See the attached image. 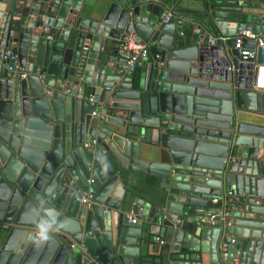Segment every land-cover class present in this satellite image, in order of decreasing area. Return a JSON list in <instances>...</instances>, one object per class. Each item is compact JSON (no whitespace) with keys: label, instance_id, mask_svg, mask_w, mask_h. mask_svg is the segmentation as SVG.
<instances>
[{"label":"water","instance_id":"obj_1","mask_svg":"<svg viewBox=\"0 0 264 264\" xmlns=\"http://www.w3.org/2000/svg\"><path fill=\"white\" fill-rule=\"evenodd\" d=\"M86 1L0 0L15 55L0 58V264H264V125L240 119L264 114V92L233 47L238 30L264 35L260 11L200 0L183 38L157 0ZM131 33L148 55L127 75ZM144 176L159 186L136 190ZM195 208L224 213L184 232ZM44 219L56 231L37 246Z\"/></svg>","mask_w":264,"mask_h":264},{"label":"built area","instance_id":"obj_2","mask_svg":"<svg viewBox=\"0 0 264 264\" xmlns=\"http://www.w3.org/2000/svg\"><path fill=\"white\" fill-rule=\"evenodd\" d=\"M260 9V20L259 22L261 24H264V0L260 3L259 6ZM166 16L162 18V21L166 20ZM194 32L196 34L199 33L197 29H194ZM243 39H248L251 40L254 43V47H246L242 46V40ZM257 46H264V35L261 34H255L249 29H241L238 30L234 35H233V47L238 50V56L241 60L246 61L248 59H252L253 62V67H252V72H251V89L257 92H264V63H255L254 58L256 54V47ZM119 51L122 57L125 58V62L127 65L126 69V74L129 75L132 73L134 62L138 59H143L146 58L148 55V50H147V43L142 40L140 37L137 35L131 33L127 36V38L122 41L119 44ZM15 55L12 54L10 47L6 48H0V58L4 59L7 58L8 60L13 59ZM12 64L10 62L5 64V67L7 70L11 71L12 70ZM15 72L19 73L20 76H24L26 74V71L23 69L16 70ZM73 90V95L75 97H82L86 99L90 104L94 103L93 97L91 94L85 93L82 88H80L78 85H72L70 87H65L63 88V92L65 94H68L70 90ZM94 111L91 112L93 114ZM88 196L86 194L81 196L80 201L81 202H86ZM223 211H215L210 214L208 217V222L210 224H213L216 220V217L219 215H223ZM128 222L133 223L135 222L134 218H131L130 216L128 217ZM158 240V239H157ZM160 244L163 243L162 240H158ZM70 247H78L81 250H85V245L80 242H72L70 244Z\"/></svg>","mask_w":264,"mask_h":264},{"label":"crops","instance_id":"obj_3","mask_svg":"<svg viewBox=\"0 0 264 264\" xmlns=\"http://www.w3.org/2000/svg\"><path fill=\"white\" fill-rule=\"evenodd\" d=\"M101 1H103V0H87L86 2H87V4L88 3L98 4ZM157 1L162 2L163 4L169 6L171 13H174V14L182 17L181 23L176 28V30H177V32L180 31L183 33V35H182V36H184L183 38H185V36H190V34H192L194 32V28L196 26L195 25L196 21H193L192 17L194 15L195 9L200 4V0H157ZM261 2H262V0H246V3L250 4L248 6V8L252 9L257 14L260 11L259 6H260ZM117 49H118V55L120 57H122V55L120 54V51H119V45H118ZM84 90H85V93L89 92L88 87H85ZM240 114H241L240 119L245 121V122L258 124V125H264V114H262L260 112L242 111V113H240ZM158 186H159V182L157 181V179L155 177L144 176L142 179H140L137 182V184L135 185V188H136V190H138L142 193H148V192L154 191V189L157 188ZM213 211H215V210H213ZM216 211H219V210H216ZM211 212L212 211H208L207 208H205V209L200 208V210L195 208L194 214L188 215V217L195 219V220L197 218H199V222L194 221V220H191L190 222H186L185 227H187V229L184 232H186L189 227H192L191 229L196 227V232H197L199 226L207 225V224L210 225V223L208 222V217H206L204 215H207ZM201 213H202V215H200ZM129 216L136 220L135 216L127 214V217H129ZM157 239L162 240L163 243L160 244ZM154 242L158 245V247L162 246L165 244V237L160 238L159 236H155ZM231 264H237V260L233 259L231 261Z\"/></svg>","mask_w":264,"mask_h":264},{"label":"clouds","instance_id":"obj_4","mask_svg":"<svg viewBox=\"0 0 264 264\" xmlns=\"http://www.w3.org/2000/svg\"><path fill=\"white\" fill-rule=\"evenodd\" d=\"M54 231H56L55 223L44 219L43 222L37 225V231L29 237V240L35 245L41 246L50 240Z\"/></svg>","mask_w":264,"mask_h":264}]
</instances>
